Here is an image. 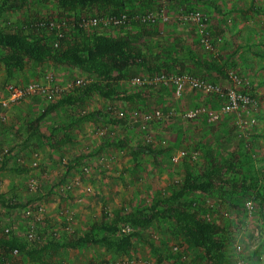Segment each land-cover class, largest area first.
Listing matches in <instances>:
<instances>
[{
  "label": "rangeland",
  "instance_id": "obj_1",
  "mask_svg": "<svg viewBox=\"0 0 264 264\" xmlns=\"http://www.w3.org/2000/svg\"><path fill=\"white\" fill-rule=\"evenodd\" d=\"M155 1L150 9L135 1L122 11L131 15L153 13L156 21L147 26L130 21L120 27L105 24L82 27L79 24L82 18H107L113 15L106 12L111 9L94 7L79 10L77 17H74L64 12L56 0H29L20 10L2 9L3 0H0V17L6 30L22 28L32 18L48 22L71 17L63 30L65 37L59 38L56 30L47 26L41 29L55 48L65 47L67 41L75 37L79 39L78 33L81 31L113 36L130 33L134 37L140 33L148 43L146 54L153 64H158L154 56L166 47V43H177L184 51L192 52L198 61L208 59L211 66L189 60L184 71L180 73L174 70L170 74L207 77L213 82L221 81L223 85L228 84V73L235 71L253 87L252 78L242 65L226 66L223 63L226 59L223 50H220L221 43L231 36L239 54L248 56L254 50L252 56L259 58L256 63L263 66V105H258L252 112L257 120L256 125L252 130H247L246 136L242 135L243 147L238 143L234 149L239 154L243 152L241 155L244 156V160H238L237 168L242 172L239 176L248 180L252 177L250 174L260 175L258 181L263 186L264 55H257L255 50L264 52V46L255 42L264 40V14L257 13L255 9L264 11V0H213V7L206 0ZM248 7L253 10L245 14ZM181 8L195 9L203 15L212 48L208 49L202 44L198 25L187 19L188 13H180ZM216 65L226 67L228 73L218 72ZM155 74L142 66H135L124 80L117 83L119 94L131 95L141 91L145 99L128 102L120 99L122 95L108 99L93 92L83 103L64 105L55 110L42 121L39 134L31 137L27 123L37 117L44 107L64 96L83 92L85 86L99 79L81 68L51 61L40 65L28 62L23 70H15L9 78L4 65L0 63L1 237L16 236L31 246L44 244L50 239L67 242L86 234L94 223H100L104 211L109 215L106 220L110 221L116 208L129 210L143 207L154 198L169 194L182 182L186 165L194 172L202 170L207 150L212 149L216 155L221 152L222 156L226 154L222 151L223 146L226 145L228 150L231 145L225 143V137L235 131L236 120L211 125L204 116L194 119L185 117L187 110L212 101V96L204 92L187 88L178 96L171 82L133 83L137 77L150 80ZM50 78L63 88L59 98L48 100L44 95L35 93L16 101L9 100L7 85L24 86L38 82L47 86ZM78 79L85 80L84 85L74 86ZM4 100L6 104L3 105ZM156 111L161 112V118L150 123L146 116ZM89 112H97L96 119L66 129L68 124ZM51 133L53 137H49ZM65 133L71 137V142L60 140ZM243 143L248 147H244ZM138 146H150L156 153L142 154L140 164L135 165L132 149ZM182 150L186 152L185 157L174 160ZM36 152L39 160L34 165L33 154ZM69 166L72 167L69 169ZM21 167L26 171H18ZM188 198L197 202L196 207L203 211L202 217L215 221L221 227L225 253L235 263L241 260L244 264H264L263 205L255 198L254 192L243 200L238 196L230 198L200 193ZM39 205L45 207V212L41 220H35L27 214V208L35 210ZM7 228L10 229L8 235L5 233ZM120 228L123 234L133 230L139 233L132 238V246L126 253L101 244H82L60 249L45 264H211L204 251L188 244L167 220H156L149 227L141 229L121 223ZM30 231L37 234V241H28ZM92 233L96 237L116 236L99 229ZM238 245L241 246L240 250L237 249ZM175 246L181 252H176ZM253 251H256L255 256H251ZM7 256L0 250V262ZM249 257L252 260H248ZM17 262L40 264L30 261L23 253L17 257Z\"/></svg>",
  "mask_w": 264,
  "mask_h": 264
},
{
  "label": "trees",
  "instance_id": "obj_2",
  "mask_svg": "<svg viewBox=\"0 0 264 264\" xmlns=\"http://www.w3.org/2000/svg\"><path fill=\"white\" fill-rule=\"evenodd\" d=\"M28 1L29 0H3L1 8L6 10H20L26 6ZM56 1L64 12H67L69 16L75 15L74 17H77L76 15L79 10H86L94 7H108L111 10H106V12H111L116 15L127 13L122 12L124 11L123 9L135 1L141 4L143 3L142 5L148 9L156 2L155 0ZM170 1L171 0H168V2ZM206 2H208L211 7L215 6L213 0H206ZM249 9L253 10V8ZM255 11L264 14L263 10L256 8ZM189 12L193 13L197 11L191 8H181L180 10L182 14L188 13L186 17L190 15ZM129 15L134 17L131 20L133 23H141L146 26L154 24L143 23L140 19L135 18L142 14ZM38 20L40 19L32 18L29 23L22 28L18 27L16 29L6 30L2 26L0 17V63L4 65L7 77H12L15 70H23L28 62L40 65L51 61L55 64H68L72 67L81 68L95 74L99 80L87 87L85 86L81 93L64 96L59 98L55 103L44 107L43 111L37 117L27 123V131L31 137H36L39 134L42 121L55 110L64 105L83 103L86 97L93 92L108 99H113L115 96L122 95L120 99L128 102L145 99L141 91L131 95H123L119 94L116 88V86H118L117 83L124 80L127 77V73L135 66H142L151 72V74L160 72L169 73L174 70L181 73L186 69V62L189 60H193L206 67L211 66L210 62L207 61L208 59H201L198 61L197 58L192 55V52L188 53L184 51L183 47L181 48L177 43L172 42L169 44L166 43V47L159 50V53L154 56L158 59V64H153L148 54H146L148 43L142 38L140 33H138L137 37H134L130 33L122 36H113L101 33L87 34L79 29L81 31L78 33L79 39L75 37L73 40L67 41L65 47L55 48L42 33L41 29L43 28H37L35 25V22ZM261 43L263 44L262 46H264V40L260 42L259 45H261ZM255 51L259 56L264 55L262 51ZM215 68L222 74L228 73L225 69H221V67L219 69L218 65H216ZM236 73L239 75L238 72ZM205 78L208 79L207 77ZM208 80L212 81L211 79ZM244 81L247 82L246 80ZM227 83H229V80ZM248 88L251 96L258 103L259 96L249 83ZM211 103L213 105L217 104L215 97H212ZM256 107L257 105L253 107L250 114H243L241 123L237 120L238 117L236 114L228 116L229 118L225 117L219 122L210 123L211 125L228 124V121L231 119L236 120L237 125L235 131L237 133L232 131L225 137V143H230L231 148L227 150V146L224 145L222 151H225L226 154L223 156L222 152L216 155L212 149L207 150L204 166L199 172H194L186 165L182 182L176 188L172 189L169 194L154 198L150 204L143 207L131 208L129 210L125 207L116 208L110 221L106 220L109 215L104 211V217L100 223H94L86 234L67 242L59 243L50 239L44 244L35 243L31 246L26 242H22L16 236H0V250L3 254L8 255L0 264L6 260H14L15 264H18L17 257H19L21 253L25 254L32 262L45 264L48 258L57 255L60 249L66 247L75 248L82 244H101L106 248L126 253L132 246V238L138 236L139 233L138 230H133L127 234H123L120 232V224L123 223L129 227L141 229L149 227L154 221L159 219H164L171 223L188 244L202 249L211 264H236L237 262L235 263L232 258L225 253V239L221 235V227L215 221L202 217L201 212L203 211L196 207L197 202L188 197L189 195L200 193L207 196L220 195L230 198L238 196V199L243 200L250 192H254L255 198L263 205L264 219V184L261 186L262 184L258 181V176L260 175L256 176L254 173L250 174L252 177L248 178V180L239 176L242 172L237 168L238 160H244V156L241 155L243 152L239 154V152L234 149L238 143L243 147L242 135L246 136L247 130H252V127L256 125L257 120L252 116V112ZM97 115V112L84 114L77 120L68 124V128L66 129H70L71 126L80 124L84 121L96 119ZM101 117L100 115V118ZM250 117L254 118V123L249 122ZM156 121L158 120L154 117L151 119L150 123ZM51 136L53 137L54 134L51 133L49 137ZM60 140H64L63 142H71V137L65 133ZM243 145L246 148L248 147V144L245 145L243 143ZM148 152L156 153L150 146H138L136 149H132L135 165H139L141 155ZM158 153H162V151H158ZM71 167L72 166H69V169ZM18 171L24 172L26 169L21 167ZM260 187H262V189ZM96 229L104 230L106 233L116 236L111 237L109 235H103L101 237H96L92 233ZM5 233L8 235L10 229L8 232H6L5 229ZM119 233L120 235H118ZM37 239L38 236L35 240L29 241L28 239V241L34 242L37 241ZM176 247L177 249H175V251L181 252L179 247L175 246V248ZM15 249L19 251V255H13ZM255 254L256 251H253L251 256H255ZM248 260H252V258L249 257Z\"/></svg>",
  "mask_w": 264,
  "mask_h": 264
},
{
  "label": "built area",
  "instance_id": "obj_3",
  "mask_svg": "<svg viewBox=\"0 0 264 264\" xmlns=\"http://www.w3.org/2000/svg\"><path fill=\"white\" fill-rule=\"evenodd\" d=\"M163 3L168 2V0H161ZM134 17H131L128 13H121L116 15H111L107 18H101L98 16H94L91 18H82L80 21V26L82 27H95L98 25H113L115 27H120L126 25L130 22ZM135 18L140 19L143 23H154L156 21V15L153 13H146ZM68 18L62 19H54L50 21L38 20L35 22L37 28L49 27L50 29L56 30V33L59 38L65 37L63 30L68 24ZM73 19V18H72ZM187 19L194 21L198 25L199 37L203 45L206 48H212L210 34L207 30L206 23L204 22L205 18L199 12L190 13L187 16ZM59 45V42L56 43V46ZM229 83L227 85H223L221 82H212L204 77H195V76H175L170 73L160 72L158 75L155 74L154 77H151L150 80H147L146 77H137L133 80L134 84L143 85L144 83H157L162 82L163 84H168L171 82L175 88V94L178 96L182 95V93L190 88L192 90L204 92L205 94L215 97L217 100V104L213 105L211 102L197 107L191 110H187L184 115L187 118H198L199 116H204L209 123L219 122L221 119L225 117L236 114L237 120L242 122L243 114H250L253 107L257 105L256 100L251 96L248 82H245L243 78H241L236 72L228 73ZM85 80L78 79L76 80L74 86H82L84 85ZM6 91H8V98L10 101H16L21 99L27 95L31 94H42L47 97L48 100H55L61 96L63 93V88L57 84L52 82V78H50V83L47 86L41 85L38 82L29 83L27 85H15L9 84L6 86ZM6 104V101H3V105ZM161 118V112L156 111L155 114H149L146 116V119L151 120L152 118ZM250 123H254L255 120L253 117H250ZM186 152L184 150L180 151L177 156L174 157V160H179L180 158L185 157ZM39 160V154L36 152L33 154V164L37 165ZM250 207L252 208V202H249ZM45 212V207L43 205H39L35 208V210H31V208L27 209V214L33 216L36 220H41ZM9 229H6L8 232ZM28 239L30 241L36 239V234L34 231H30L28 234ZM177 249V247L175 248ZM237 249L240 250L241 246L238 245ZM13 255H19V251L15 249L13 251ZM1 264H15L14 260H6ZM142 264H147L143 262ZM236 264H244L243 261L238 260Z\"/></svg>",
  "mask_w": 264,
  "mask_h": 264
},
{
  "label": "crops",
  "instance_id": "obj_4",
  "mask_svg": "<svg viewBox=\"0 0 264 264\" xmlns=\"http://www.w3.org/2000/svg\"><path fill=\"white\" fill-rule=\"evenodd\" d=\"M250 11L251 10L249 9V7L246 8L245 14L249 13ZM230 37H228L224 41L225 43L224 42L221 43L222 45L220 46V50H223L222 53L225 55L224 58L226 59V61H224L223 63H226V66H228L229 64H233V65L239 64L243 66L244 70L246 71L248 70L247 72L250 74V78H252L253 88L259 96L257 106L259 105L260 107L261 105H263V102H262L263 101V98H262L263 97L262 96L263 94V66H260L256 63V61H258L259 58L257 59V57L252 56V51L254 52V50L250 51L248 56L239 54V52L236 49V46L234 45L236 43L235 40H233V42H235L233 43ZM260 42L261 40H257L255 43L259 44ZM254 67L256 68V70ZM221 69L227 70V68L223 66H221Z\"/></svg>",
  "mask_w": 264,
  "mask_h": 264
}]
</instances>
